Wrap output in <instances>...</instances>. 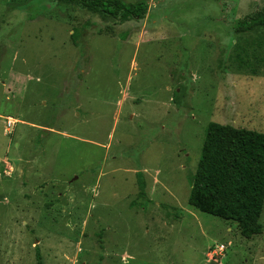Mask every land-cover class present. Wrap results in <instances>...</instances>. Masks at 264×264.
Returning <instances> with one entry per match:
<instances>
[{
	"label": "rangeland",
	"instance_id": "1",
	"mask_svg": "<svg viewBox=\"0 0 264 264\" xmlns=\"http://www.w3.org/2000/svg\"><path fill=\"white\" fill-rule=\"evenodd\" d=\"M122 1L0 0V264H264L189 204L210 122L264 132V0Z\"/></svg>",
	"mask_w": 264,
	"mask_h": 264
},
{
	"label": "trees",
	"instance_id": "2",
	"mask_svg": "<svg viewBox=\"0 0 264 264\" xmlns=\"http://www.w3.org/2000/svg\"><path fill=\"white\" fill-rule=\"evenodd\" d=\"M82 1L89 7H99L111 15L139 17L148 9L146 1L135 4L122 0ZM258 26H264V11L235 20L233 29L241 33ZM80 35L76 30L72 34L75 43ZM190 184V205L202 212L237 222L245 238L262 233L264 132L210 122ZM140 187L142 190L145 187L142 181ZM37 257L39 264H42L38 249Z\"/></svg>",
	"mask_w": 264,
	"mask_h": 264
},
{
	"label": "built area",
	"instance_id": "3",
	"mask_svg": "<svg viewBox=\"0 0 264 264\" xmlns=\"http://www.w3.org/2000/svg\"><path fill=\"white\" fill-rule=\"evenodd\" d=\"M8 127H11L12 125L15 124V121L11 118L8 119ZM225 250V246L224 245H220V246H217L216 250H215V253L216 254H222Z\"/></svg>",
	"mask_w": 264,
	"mask_h": 264
}]
</instances>
